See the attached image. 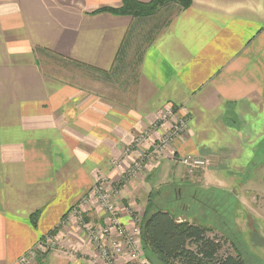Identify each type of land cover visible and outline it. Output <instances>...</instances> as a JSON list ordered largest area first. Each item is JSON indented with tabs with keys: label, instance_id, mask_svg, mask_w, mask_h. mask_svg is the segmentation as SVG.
Here are the masks:
<instances>
[{
	"label": "crops",
	"instance_id": "0c3cea01",
	"mask_svg": "<svg viewBox=\"0 0 264 264\" xmlns=\"http://www.w3.org/2000/svg\"><path fill=\"white\" fill-rule=\"evenodd\" d=\"M121 5L0 0V264H103L73 213L100 178L119 183L132 226L128 206L144 204L143 218L162 186L202 181L229 193L264 169V0H192L145 17L99 11ZM168 107L188 130L156 160L151 142L171 129L159 121ZM147 153L143 192L121 179ZM186 156L207 165L190 172ZM82 211L91 226L107 221L95 203ZM48 235L64 249L30 254Z\"/></svg>",
	"mask_w": 264,
	"mask_h": 264
},
{
	"label": "rangeland",
	"instance_id": "374dc122",
	"mask_svg": "<svg viewBox=\"0 0 264 264\" xmlns=\"http://www.w3.org/2000/svg\"><path fill=\"white\" fill-rule=\"evenodd\" d=\"M166 18H168V16ZM58 65L59 64L54 66L45 63L43 67L48 72H56L58 76L63 77L66 81L83 84L85 81L84 77L76 74L75 67H63ZM61 67L63 68L60 69ZM126 79L129 80L128 78ZM144 171L143 169L142 172L136 176L127 174V178L121 179V181L134 180V182L140 184V189L144 192V188L142 187V185L145 184V181H142L146 176V172ZM201 175L202 170L196 171L194 173V179L201 180ZM262 177H264V169H260L247 186L244 188H235L231 191V201L229 203L228 199L223 201L224 198L218 195L221 192H217L216 189H201L200 187L202 186H200V183L202 181H196L197 183L194 185H188L187 183L166 187L162 186V188H160L162 197L160 196L156 198V200L158 199V201H160L161 207L167 206L179 220H188L203 225H209L214 228L213 232L209 233V236L214 238L215 236L218 237L221 244V254L225 252L234 253V246L232 247V244H237L244 253L247 264H264V180ZM116 186H119V183H117V185L115 184V187ZM114 188L112 187L111 189ZM175 189L176 191H173ZM119 194H121V192ZM117 197L118 214L121 220L122 204L125 208L127 204H124V201L121 204L119 199L120 196L118 195ZM137 202H139V200ZM223 204H226V210L221 207ZM143 206L144 204L139 203H136L134 206H128L129 209L126 213L130 217L142 216L144 210ZM230 210L231 212L228 213ZM226 215L227 217H225ZM106 220H108V218ZM138 224L141 229V221H139ZM230 236H236V238H231ZM140 239L141 247L144 252L143 256L148 260L143 247L142 237ZM64 246L65 245L61 242L57 241L55 247L63 250ZM153 259L157 264H161L155 257H153Z\"/></svg>",
	"mask_w": 264,
	"mask_h": 264
},
{
	"label": "trees",
	"instance_id": "16d2710c",
	"mask_svg": "<svg viewBox=\"0 0 264 264\" xmlns=\"http://www.w3.org/2000/svg\"><path fill=\"white\" fill-rule=\"evenodd\" d=\"M170 4H177L179 9L183 10L192 5V0H152L148 3L122 0L120 7H106L99 11L145 17ZM216 190L222 193L218 195L224 198L223 201H231L230 192ZM160 196L162 197L161 191H157L154 197H151L141 222L143 247L150 263L157 264L153 259L155 257L161 264H247L245 255L237 244H232L234 253L221 254L220 240L217 236H209L214 228L177 219L167 206H160V201L156 200ZM221 207L225 210L227 208L226 204ZM230 212L231 210L228 213Z\"/></svg>",
	"mask_w": 264,
	"mask_h": 264
},
{
	"label": "built area",
	"instance_id": "2783aa9c",
	"mask_svg": "<svg viewBox=\"0 0 264 264\" xmlns=\"http://www.w3.org/2000/svg\"><path fill=\"white\" fill-rule=\"evenodd\" d=\"M171 120L170 131L157 141H152L151 146L154 149L156 159L164 156L168 151L171 142L188 130V119L176 115V111L172 107L166 108L159 121ZM149 139V132H145L141 137L136 139L137 144L146 142ZM151 154L147 153L145 158L133 160L132 166L123 175L122 179L127 178V174L136 176L144 169V161L149 159ZM190 172H194L199 168L207 165V160L199 157L186 156L180 159ZM118 188L109 189L106 187L105 178H100L95 184L89 195L82 198L78 205L74 207L73 213L78 218L81 227L86 231L89 240L97 250L99 259L103 264H119L118 258L126 256L129 261L136 264H151L143 256L141 247V229L138 222L140 218L135 216L132 226L122 223L119 218L118 204ZM95 203L101 210L107 213L108 220L105 224L95 227L86 223L83 216V207ZM56 239L53 235H48L42 239L35 249L30 251H40L44 253L49 249L56 248ZM27 257V256H26ZM23 257L22 262H27V258ZM74 264H81L80 260H76Z\"/></svg>",
	"mask_w": 264,
	"mask_h": 264
}]
</instances>
